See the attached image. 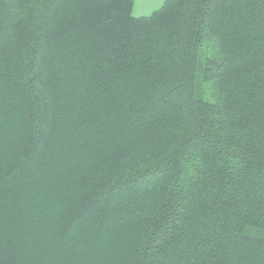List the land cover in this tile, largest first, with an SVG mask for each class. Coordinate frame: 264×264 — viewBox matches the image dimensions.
I'll return each instance as SVG.
<instances>
[{"label": "trees", "instance_id": "1", "mask_svg": "<svg viewBox=\"0 0 264 264\" xmlns=\"http://www.w3.org/2000/svg\"><path fill=\"white\" fill-rule=\"evenodd\" d=\"M133 4L0 0V264H264V0Z\"/></svg>", "mask_w": 264, "mask_h": 264}, {"label": "crops", "instance_id": "2", "mask_svg": "<svg viewBox=\"0 0 264 264\" xmlns=\"http://www.w3.org/2000/svg\"><path fill=\"white\" fill-rule=\"evenodd\" d=\"M163 0H134L133 14L144 15L150 13L161 5Z\"/></svg>", "mask_w": 264, "mask_h": 264}, {"label": "rangeland", "instance_id": "3", "mask_svg": "<svg viewBox=\"0 0 264 264\" xmlns=\"http://www.w3.org/2000/svg\"><path fill=\"white\" fill-rule=\"evenodd\" d=\"M216 94L217 92L212 83L202 84V95L204 99L208 101H215Z\"/></svg>", "mask_w": 264, "mask_h": 264}]
</instances>
